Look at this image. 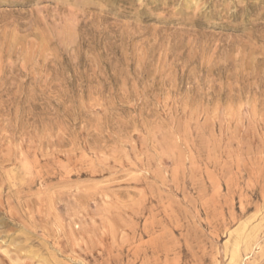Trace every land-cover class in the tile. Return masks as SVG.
Returning <instances> with one entry per match:
<instances>
[{"label": "rangeland", "instance_id": "374dc122", "mask_svg": "<svg viewBox=\"0 0 264 264\" xmlns=\"http://www.w3.org/2000/svg\"><path fill=\"white\" fill-rule=\"evenodd\" d=\"M0 264H264V0H0Z\"/></svg>", "mask_w": 264, "mask_h": 264}]
</instances>
